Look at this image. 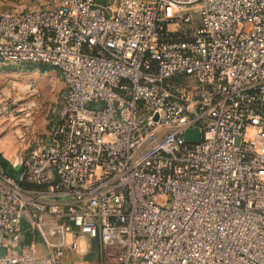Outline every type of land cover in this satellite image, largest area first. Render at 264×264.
<instances>
[{"label": "built area", "instance_id": "2783aa9c", "mask_svg": "<svg viewBox=\"0 0 264 264\" xmlns=\"http://www.w3.org/2000/svg\"><path fill=\"white\" fill-rule=\"evenodd\" d=\"M9 65L63 87L45 143L16 178L0 166V264L94 247L100 264H264V0L3 12Z\"/></svg>", "mask_w": 264, "mask_h": 264}, {"label": "rangeland", "instance_id": "374dc122", "mask_svg": "<svg viewBox=\"0 0 264 264\" xmlns=\"http://www.w3.org/2000/svg\"><path fill=\"white\" fill-rule=\"evenodd\" d=\"M53 3L54 0H0V13L43 8ZM193 12L197 14L198 10ZM20 85H29L33 92L25 93ZM62 87L58 74L49 66L2 67L0 143L15 151L19 158L29 150L42 146L56 119ZM8 162L12 167L14 161ZM77 264H100L96 247L87 256L78 259Z\"/></svg>", "mask_w": 264, "mask_h": 264}, {"label": "water", "instance_id": "95a60500", "mask_svg": "<svg viewBox=\"0 0 264 264\" xmlns=\"http://www.w3.org/2000/svg\"><path fill=\"white\" fill-rule=\"evenodd\" d=\"M183 140L188 143V144H194L197 143L200 140V132L197 128H192L184 132L183 134ZM9 164L8 160L5 159L1 154H0V166H7ZM60 235H56L52 242L53 243H58ZM3 252L0 251V254Z\"/></svg>", "mask_w": 264, "mask_h": 264}, {"label": "crops", "instance_id": "0c3cea01", "mask_svg": "<svg viewBox=\"0 0 264 264\" xmlns=\"http://www.w3.org/2000/svg\"><path fill=\"white\" fill-rule=\"evenodd\" d=\"M0 154L5 159L10 160L11 162H13L14 160H16V159L19 158L18 156H16L15 151H13L12 149H10L9 147H4L2 143H0ZM77 261H78V259L75 256H73L71 253H67L66 257L63 260V264H77Z\"/></svg>", "mask_w": 264, "mask_h": 264}, {"label": "trees", "instance_id": "16d2710c", "mask_svg": "<svg viewBox=\"0 0 264 264\" xmlns=\"http://www.w3.org/2000/svg\"><path fill=\"white\" fill-rule=\"evenodd\" d=\"M3 171L8 174L9 176H11L12 178H16L17 174H18V168H12L10 166V164H8L7 166H1Z\"/></svg>", "mask_w": 264, "mask_h": 264}, {"label": "bare ground", "instance_id": "6f19581e", "mask_svg": "<svg viewBox=\"0 0 264 264\" xmlns=\"http://www.w3.org/2000/svg\"><path fill=\"white\" fill-rule=\"evenodd\" d=\"M14 87L16 88L15 84H14ZM19 88H21L25 93H27L28 91L33 92V90L30 89L29 85H23V86L20 85ZM19 160H20V158L14 160L13 163H17V162H19Z\"/></svg>", "mask_w": 264, "mask_h": 264}]
</instances>
